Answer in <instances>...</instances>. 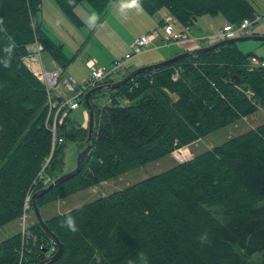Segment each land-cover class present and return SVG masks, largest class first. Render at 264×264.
Segmentation results:
<instances>
[{
	"label": "trees",
	"instance_id": "trees-1",
	"mask_svg": "<svg viewBox=\"0 0 264 264\" xmlns=\"http://www.w3.org/2000/svg\"><path fill=\"white\" fill-rule=\"evenodd\" d=\"M41 1L0 0V228L23 216L27 196L35 193L40 176L46 179L50 162L65 163L66 139L82 142L89 134V127L67 131L68 113L57 125L63 143L53 149L48 92L25 59L38 43L61 69L70 62L37 21ZM115 1L54 0L75 20L73 11L83 2L102 14ZM139 5L150 16L167 10L183 28L204 17L237 26L257 17L248 0H140ZM250 57L236 43L227 44L142 72L119 89L93 93L94 146L76 177L38 198L39 209L50 196L54 202L80 194L254 115L256 105L238 91L246 86L264 104V70L248 72ZM177 69L180 78L173 81ZM106 95L113 102L101 113L97 102ZM68 215L75 218L76 232L64 226ZM45 223L65 246L55 264H251L243 257L264 252V123ZM37 224L32 228L37 243L28 240L23 253L27 238L21 232L0 243V264H38L55 253L51 236ZM204 232L208 243L198 239Z\"/></svg>",
	"mask_w": 264,
	"mask_h": 264
},
{
	"label": "rangeland",
	"instance_id": "rangeland-1",
	"mask_svg": "<svg viewBox=\"0 0 264 264\" xmlns=\"http://www.w3.org/2000/svg\"><path fill=\"white\" fill-rule=\"evenodd\" d=\"M248 1L252 4V7L256 11V15L260 16L261 19L258 23L252 25L246 31L232 34L225 38L218 37L215 36V33L221 29V26L233 25L234 27H237V25L231 24L223 18V23L218 19H211L210 17L201 18L193 26V36L203 38H200L198 41L191 40L183 44L175 43L170 46L161 47L163 50H159L158 47L151 45L153 47L150 46L151 48H147L142 53H137L133 57L132 61L129 63L127 62L126 74L131 72L134 68L132 66H134L135 63L137 65L139 64L140 67L148 66L143 64L151 63L154 60L159 59L161 54H164L165 51H172L174 54H181L179 53L180 51L191 45L207 46L212 43L215 44L226 38L264 36V0ZM130 3L131 0H116L114 5L110 4L108 10L99 14L87 2H83L73 11L75 16L78 18V20H75L66 14L54 2V0L41 1L37 21L42 22L43 30L46 36L54 44L62 46V51L70 62L69 64L66 63L62 69V78L64 79L63 83L69 82L73 83L75 87L80 86L90 77L91 70L88 67L89 60L97 61L98 68L109 69L112 62L121 60L127 53L134 52L135 42L141 35L153 33L155 31H158L161 36L163 35L162 27L157 30L154 25V21H156L155 18L157 17L159 20V14L150 16L140 5L139 7H125V5ZM33 14L36 16V10ZM93 14L97 16V19L94 22L91 21ZM117 39H120V41ZM156 41H158V39L154 42ZM236 46L243 55L250 54L251 56L253 55L264 59V41H240L236 43ZM41 60H43L46 69L49 71H53L57 67L51 54L48 52L43 51L41 53ZM121 78L122 76H116L109 81L118 82ZM103 83L104 81L101 84ZM238 91L247 101L256 105L258 111L254 115L241 118L229 127L215 132L188 147H184L158 162H153L141 168L135 169L122 177L102 182L80 194H74L65 198H61V196H59L54 202L52 201L53 196L48 197L42 202L40 209L44 221L48 223L49 220L57 216H62L72 209L91 202V200L108 197L109 195L119 192L128 186L160 174L161 172L172 168L176 164L192 159L198 153L211 150L213 147L218 146L229 139L237 137L251 128H256L261 123H264V104L254 98V93L246 86H240ZM112 102L113 98H109V95H106L99 102H97L100 109H102L101 113H106V110L109 106H111L110 104H112ZM83 104L84 101L78 110L69 112L68 119L70 122L67 123L65 128L67 131H71L73 129V125L88 131L89 123L83 127V123L85 124V104L84 106ZM84 138L85 140H82V142H71L66 139L65 163L62 161L60 164L59 160L58 164H53V162H50L51 156L48 158L46 166L50 162V167L49 169H46V179L45 176H40V183L38 184L39 181L34 183V188L36 189L34 192L46 188L50 185H47L49 181L51 182L76 168L79 151L85 148L88 134L86 135L84 133ZM33 194L30 196V201L28 202L27 207L24 205L25 210L23 216L18 221L12 222L0 228V243L8 238H11L17 233L21 232L22 234H25L27 241H25L22 246V253L23 250H26L28 240H33L34 244L37 243V236L32 230L33 227L38 225L37 218L32 211ZM212 212L213 215H217L216 211L213 210ZM35 247H37V245H35ZM237 250L243 257V252L238 248ZM51 251V248L46 245L45 252L49 254ZM243 259L251 264H263L264 252L251 257L244 256Z\"/></svg>",
	"mask_w": 264,
	"mask_h": 264
},
{
	"label": "built area",
	"instance_id": "built-area-1",
	"mask_svg": "<svg viewBox=\"0 0 264 264\" xmlns=\"http://www.w3.org/2000/svg\"><path fill=\"white\" fill-rule=\"evenodd\" d=\"M260 19V16H257L254 20L246 19L241 25L237 27H234L233 25H224V27L220 29L215 36L225 38L232 34L242 33L243 31L249 29L252 25L258 23ZM163 22L164 23L161 26L163 32L162 36L158 31L141 35L135 42L134 52L126 54L121 60L112 62L109 69L98 68L97 61H88V67L91 70L90 77L86 79L80 86L75 87L73 83L69 82L63 83V70L60 67L51 73L42 70L37 75L40 81L45 85L48 92L50 112L47 119V125L49 121L53 119V123H51V127H49L53 134V149L56 147V145L63 143V139L57 137V125L63 122L69 112L76 111L80 108L81 103H83L84 100V95L88 91L98 86L105 85L104 83H101L107 79L111 80L116 76H125L127 72V62L129 63V61H131L137 53H142L145 51L153 44L155 40L159 38L161 39L160 47L170 46L175 43L183 44L191 40H200L194 39L193 26L178 29L172 18L165 19ZM34 45H36L34 50H30L31 46L29 47V55L27 59L40 62L41 53L44 51V49L38 43ZM245 67L250 73L264 70V59L251 56L248 58ZM179 74L180 69H177L176 73L172 75V80L177 81L180 78ZM84 115V125L86 126L89 123V112L87 109L85 110ZM32 194L33 193H29L26 198V207Z\"/></svg>",
	"mask_w": 264,
	"mask_h": 264
},
{
	"label": "water",
	"instance_id": "water-1",
	"mask_svg": "<svg viewBox=\"0 0 264 264\" xmlns=\"http://www.w3.org/2000/svg\"><path fill=\"white\" fill-rule=\"evenodd\" d=\"M246 40H261L264 41V36H247V37H238V38H230V39H224L222 41H219L213 45L204 47V48H200L194 51H187L184 52L182 54H179L173 58H170L168 60L162 61L160 63L154 64V65H148V66H144L141 68H138L132 72H130L125 78L121 79L118 82H113L111 84H105V85H101L98 86L94 89H91L90 91H88L85 95H84V104L89 112V134H88V138L86 141V148L83 149L78 156L77 159V166L76 168L69 172L66 173L62 176H60L59 178L55 179L49 186H47L46 188H43L37 192H35L33 194L32 197V207H33V212L37 218L38 223L43 227V229L51 236V239L53 240V242L56 245V251L52 256H49L48 258L44 259L43 261H41L38 264H55L57 261H59L61 259V257L64 254L65 251V246L63 243L60 242V240L58 239V237L52 232V230L47 226V224L45 223L42 214L40 212V209L37 205V200L40 196H44L45 194H47L48 192H50L53 188H55L56 186H58L60 183L67 181L71 178L76 177L82 170L83 165H84V161L85 158L87 156V154L89 153V151L91 150V148L94 146L95 143V135H94V123H95V116H94V111H93V107L91 105L90 102V97L93 93L98 92V91H103V90H116L119 89L120 87L126 85L127 83H129L135 76L139 75L142 72L145 71H151V70H156L159 69L161 67L176 63L177 61L192 56V55H196L202 52H207V51H211V50H215L221 46L227 45V44H233V43H237L240 41H246ZM234 80V78L232 79ZM237 80H240V77L237 76Z\"/></svg>",
	"mask_w": 264,
	"mask_h": 264
},
{
	"label": "crops",
	"instance_id": "crops-1",
	"mask_svg": "<svg viewBox=\"0 0 264 264\" xmlns=\"http://www.w3.org/2000/svg\"><path fill=\"white\" fill-rule=\"evenodd\" d=\"M113 5H114V3H113ZM157 14H159L160 15V17H159V20L157 19V17L155 18V20L156 21H154V25H155V27L157 28V30L161 27V22H163V17H164V20L165 19H169V18H172V16H170L169 15V12L166 10V11H164V10H161L160 12H158ZM211 19H218L220 22H224V21H222V18L221 17H216V18H212V17H210ZM173 19V18H172ZM157 21H158V23H157ZM173 21H174V19H173ZM224 26V25H223ZM223 26H221L220 28L222 29L223 28ZM176 27L178 28V29H182L183 27L181 26V25H179V24H177L176 23ZM220 30V29H219ZM218 32V31H217ZM193 34H194V29H193ZM217 33H215V35H216ZM144 35V34H143ZM199 36H202V35H199ZM200 38H203V37H199V38H197V37H195L194 36V39H200ZM118 41H120V39H117ZM213 44V43H212ZM212 44H209V45H207V46H210V45H212ZM153 46H155V47H158V49L159 50H163L161 47H160V45H161V39L159 38L158 39V41H156V42H153V44H152ZM153 46H151V47H153ZM207 46H197V45H191V46H188L187 48H184V50H182V51H180L179 53H181L182 54V52H187V51H194V50H197V49H200V48H204V47H207ZM150 47V48H151ZM36 48V45H33V46H31L30 47V50H34ZM46 52V51H45ZM128 54V53H127ZM177 55H179V54H174V53H172V51H165V53L164 54H161V57L159 58V59H157V60H154L153 62H151V63H147V64H143V65H154L155 63L157 64V62H159L160 63V61L162 62V61H165V60H168V59H170V58H173V57H175V56H177ZM25 61H26V65L30 68V70L32 71V72H34L36 75H38L42 70L43 71H47V72H49V73H51V72H53L54 70H56L59 66L56 64V68L53 70V71H49V70H47L46 69V66L44 65V63H43V60H41L40 62H37V61H34V60H30V59H25ZM90 61V60H89ZM132 61V60H131ZM130 62V61H129ZM132 67H134L132 70H131V72L132 71H134V69L136 70V69H138V68H141L140 67V65L138 64H134V66H132ZM83 127H84V123H83Z\"/></svg>",
	"mask_w": 264,
	"mask_h": 264
},
{
	"label": "clouds",
	"instance_id": "clouds-1",
	"mask_svg": "<svg viewBox=\"0 0 264 264\" xmlns=\"http://www.w3.org/2000/svg\"><path fill=\"white\" fill-rule=\"evenodd\" d=\"M139 4H140V0H131V3L125 5V7H139ZM96 19H97V16L93 14V16L91 17V21L94 22ZM64 226L67 227L72 232L77 231L75 218L72 217L71 215H68L65 217ZM198 239L200 240L201 243L210 242L207 232H204L203 234H201Z\"/></svg>",
	"mask_w": 264,
	"mask_h": 264
}]
</instances>
